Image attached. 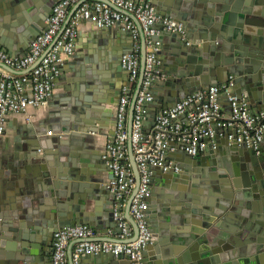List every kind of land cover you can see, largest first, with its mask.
Masks as SVG:
<instances>
[{
	"label": "water",
	"instance_id": "1",
	"mask_svg": "<svg viewBox=\"0 0 264 264\" xmlns=\"http://www.w3.org/2000/svg\"><path fill=\"white\" fill-rule=\"evenodd\" d=\"M21 2L22 0H0V16H4L5 19H8V15L14 17ZM165 2H168V5L161 3V0H154L159 10L166 5V15L187 19L190 31H196L203 43L183 47L175 57L163 59L165 74L168 76L164 81L166 92L162 100L156 99L159 106L152 117L156 116L158 110L174 106L189 93L202 89L203 86H210L212 79L220 77L221 73L226 75L224 82L235 76L237 88L234 92L239 97L246 95L253 106L258 101L264 102V0H165ZM37 22L38 26L35 25L36 32L33 35L35 39L43 30L39 19ZM145 56L144 39L141 76L128 118L129 135L137 94L144 78ZM0 67L15 74L22 73L4 64H0ZM86 117L87 115L71 117L65 113L61 121L53 123V127L57 131L68 129L72 121L77 119L82 122L87 120ZM36 132V130L30 132L28 140L23 144L16 139L14 149L23 153L18 157L14 154L9 155L5 161L6 166H0V211L14 207V199L18 195L30 197L34 194L33 191L46 192L48 196L56 197L52 202L46 201L52 205L48 223L55 232L59 228L79 222L78 212L82 210L81 205L84 204L81 200H85L91 192L88 182L93 180L87 178V174L91 175L89 171L92 170L87 169L90 167L87 164L78 166L75 159L70 158L60 163L33 154ZM210 146L196 157L189 155L191 160H187L188 165L184 166L185 170H188V175H185V172L176 174L179 182L183 181L188 185L199 184L197 189L196 186L183 189V192L189 194L179 196L183 200L195 198L199 201L195 202L196 206L193 209H187L183 213L190 221H187L186 217L183 220L186 223H202L204 229L198 227L183 229V235L180 234L175 240L176 246L172 251L168 254L157 251L152 254L151 260L149 258L144 260L146 264H264V147L254 150L246 146L240 147L231 141H227L222 151L212 150ZM128 150L136 186L128 200L127 212L137 237L138 228L130 215V204L137 192L140 174L135 162L131 137L128 140ZM206 156L215 158L216 162L213 165H205ZM201 166L204 168H200ZM218 169L224 170L221 176L215 178L213 171ZM170 173L166 177L168 180L173 179V173ZM9 176L13 181L6 180ZM211 191L220 193L216 197L223 198V203H216L209 198ZM77 193H80V200H75ZM65 197L72 200V206L68 207L66 206L68 204L62 203ZM66 207L70 209L69 212L65 211ZM64 213H68L69 217ZM216 219L215 227L222 232L209 231ZM20 253L21 255L17 254L11 259V264H36L35 252L27 251L23 247ZM108 255L112 257L107 259L106 264H132L129 259L127 263L123 262L122 260L126 259L124 256Z\"/></svg>",
	"mask_w": 264,
	"mask_h": 264
},
{
	"label": "crops",
	"instance_id": "2",
	"mask_svg": "<svg viewBox=\"0 0 264 264\" xmlns=\"http://www.w3.org/2000/svg\"><path fill=\"white\" fill-rule=\"evenodd\" d=\"M58 1L22 0L14 17L8 15V19H5L4 16H0V47L6 49L12 55L22 56L27 53L35 39L33 35L36 32L35 25L38 26L37 19L40 20L43 30L46 29L47 19L52 7ZM82 1L84 0L80 2ZM148 1L154 4V0ZM163 2L168 5V2L161 0V3ZM78 4L70 8L65 24L71 21L73 12L79 6ZM166 5L159 10L154 4L160 15L169 16L165 14ZM130 16L140 29L143 48L144 36L141 27L136 18L131 14ZM170 17L176 18L174 15H170ZM178 20L186 26V38L177 33L165 31L161 24L156 26L159 31L157 38L161 41L158 53L161 75L156 78L150 88L154 100L147 106L148 113L144 121L146 131L151 130L153 127L155 117H152V115L159 106L156 99L162 100L166 92L164 81L168 76L165 74L166 68L163 59L175 57L183 47L203 43L196 31H190L187 19ZM77 30L74 52L61 65L60 73L54 81L52 96L47 105L38 108L31 107L28 110V114L32 115L31 120H28L25 114H16L9 117L5 135L0 140V166H6L5 161L9 155L14 154L18 157L23 153L15 151V140L17 139L20 144H23L28 140L30 132L36 130V139L33 141L35 143L33 154L48 157L52 162L56 160L60 163L66 162L71 158L77 161L78 166L81 164L90 165L87 169L92 170V172L89 171L92 174H87V178L93 180V182H88V185L91 186L89 187L91 192L88 193L85 200H81L84 204L81 205L82 210L78 212L79 222L75 224L90 225L95 233L94 240L130 241L136 237L134 232L132 237L128 239L119 238L118 227L112 216L113 196L104 184L112 178V171L108 167L107 158L105 157L106 144L115 134L116 110L122 88L130 82L128 72L121 65V58L124 54L132 51V36L122 22L107 27H98L96 24L82 19L77 24ZM188 40L192 43L188 44ZM232 77L235 78V76ZM225 78L226 75L221 73L220 77L212 79L211 85L222 83ZM207 87L203 86L202 88ZM235 88H237L236 83L234 91H236ZM220 102L222 114L228 116L231 112L230 103L223 92L220 94ZM251 109L254 112L264 110V102L258 101L255 106L251 105ZM65 113H68V116L71 117L87 115V120L80 122L76 119L70 123L68 129L57 131L53 127V123L61 121ZM61 125L62 122L59 123V126ZM49 131H52V134H49ZM235 134L236 130L233 127H218L216 136L209 141L208 146L211 145L212 150L222 151L226 147L227 141H231L230 136H235ZM261 147H264V140ZM168 158L182 165L184 174L188 175V170H185L184 166L188 165L187 160H191L189 154L178 149L170 151ZM130 162L132 165L131 160ZM215 162V158L204 157L205 165H213ZM200 168L204 167L201 166ZM223 170L213 171L214 177L221 176ZM172 173L173 179L168 180L166 177L171 174L170 172H163L159 168L152 169L151 195L149 197L147 218L154 238L144 252V260H148V258L151 260L152 254L157 253V251H160L159 253L164 251L166 254L172 251L176 246L175 240L180 234L183 235V229H191L192 227L193 229L197 227L204 229L202 223H186L183 220L187 216L183 214L184 211L193 209L196 206L195 202L199 203V201L195 198L183 200L179 196L185 193L183 189L187 190V188H193L194 186L197 189L199 184L192 183V185H188L186 182H179V178L176 177L178 173ZM6 180L11 181L12 177L9 176ZM167 181L168 183H166ZM33 192L34 194L30 197L18 195L14 199V207L0 211V262L11 264V259L17 254L21 255L20 250L24 247L27 251L37 254L36 264H52L54 231L48 223L52 205L46 201L50 200L52 202L56 197L48 196L46 192ZM185 194L189 193L186 192ZM219 195L220 193L211 191L209 198H212L216 203H223V198L216 197ZM75 196H77L75 200H80V193ZM197 196L199 197V194ZM23 198H26V200H23ZM62 203L68 204L66 205L68 207L72 206V200L68 197H65ZM199 206L201 207V205ZM65 211L69 212L70 209L66 207ZM72 213L74 214L73 210ZM125 216L133 227L127 207ZM215 218L214 216L213 219ZM187 221H190V218H187ZM199 222L201 221L199 220ZM216 222L217 219L209 231L222 232V230L215 227ZM76 242V240H73L68 246L70 264H73L71 255ZM109 257L112 256L108 254L84 255L81 258V263L106 264ZM122 261L127 263L128 259Z\"/></svg>",
	"mask_w": 264,
	"mask_h": 264
},
{
	"label": "built area",
	"instance_id": "3",
	"mask_svg": "<svg viewBox=\"0 0 264 264\" xmlns=\"http://www.w3.org/2000/svg\"><path fill=\"white\" fill-rule=\"evenodd\" d=\"M59 0L47 19V27L32 42L22 56L12 55L0 47V64L21 74L0 67V140L5 135L11 115L28 114L31 107L47 105L53 93L55 78L60 67L75 49L77 24L85 19L98 27H107L122 22L130 31L133 49L121 58V65L129 74V84L123 86L116 110L114 137L106 144L108 167L112 178L104 186L113 196V217L120 239L133 235V227L125 216L128 200L136 186L128 140L131 137L135 162L140 174V183L130 204V215L137 224L138 236L130 241L94 240L93 228L87 224H73L59 228L53 234L52 264H70L68 246L76 240L71 255L73 264H82L84 255L111 254L124 256L132 264H145L144 252L152 243L154 234L148 222L149 197L151 195L152 169L181 173L182 165L168 158L170 151L178 149L196 157L204 151L215 136L217 128L233 127L235 136L231 142L254 150L261 148L264 140V110L254 112L249 99L234 92L235 81L210 85L195 90L183 97L174 106L161 109L154 118L153 127L146 131L144 121L147 106L153 102L150 88L161 75L158 53L161 41L157 38V24L167 32L187 37L185 24L173 17L160 15L148 0ZM80 3V4H78ZM78 4L71 21L65 24L69 10ZM139 23L146 44L144 78L137 94L131 135L128 131L130 106L142 71V42L140 29L130 16ZM191 44V41H187ZM225 93L231 112L222 114L220 94ZM52 134V131H49ZM41 151V149H40Z\"/></svg>",
	"mask_w": 264,
	"mask_h": 264
}]
</instances>
